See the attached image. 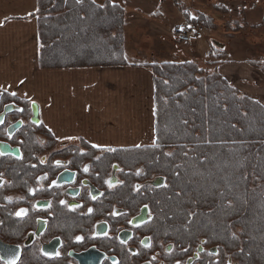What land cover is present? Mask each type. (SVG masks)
Wrapping results in <instances>:
<instances>
[{"label": "trees", "instance_id": "obj_1", "mask_svg": "<svg viewBox=\"0 0 264 264\" xmlns=\"http://www.w3.org/2000/svg\"><path fill=\"white\" fill-rule=\"evenodd\" d=\"M36 13L42 69L128 64L119 3L38 0ZM218 65L148 64L155 145L102 150L107 162L133 172L143 167L130 178H149L152 172L164 179L147 190L152 196L146 200L164 232L195 245L205 239L210 264H228L227 257L264 264V105L241 93ZM220 257L225 261H215Z\"/></svg>", "mask_w": 264, "mask_h": 264}, {"label": "flooded vegetation", "instance_id": "obj_2", "mask_svg": "<svg viewBox=\"0 0 264 264\" xmlns=\"http://www.w3.org/2000/svg\"><path fill=\"white\" fill-rule=\"evenodd\" d=\"M0 121V255L17 254V264L211 263L205 239L195 245L155 224L146 201L155 180L130 178L142 169L107 162V150L84 140L57 137L37 103L1 88ZM22 208L27 214L17 216Z\"/></svg>", "mask_w": 264, "mask_h": 264}, {"label": "crops", "instance_id": "obj_3", "mask_svg": "<svg viewBox=\"0 0 264 264\" xmlns=\"http://www.w3.org/2000/svg\"><path fill=\"white\" fill-rule=\"evenodd\" d=\"M236 1L240 4L235 7L241 10L239 15L245 6L246 21L264 28V7H259L257 0L249 4L246 0L220 3L227 7V3ZM37 9L38 0H0V88L37 103L59 138H77L100 148L154 144V79L152 72L141 65L149 61L141 58L133 62L136 65L42 69ZM166 11L170 13V23L164 36L161 29L159 36L170 39L176 53L187 49L192 60H200L199 53L193 50H198L195 44L191 46L177 38V27L185 24L186 18L181 15L173 19L171 11ZM237 35L227 38L237 40ZM214 42L202 54L204 62L218 61V70L225 79L264 105V75L250 65L264 58V51L256 53L253 49L250 57L236 60L227 43ZM225 52L227 59H223Z\"/></svg>", "mask_w": 264, "mask_h": 264}, {"label": "rangeland", "instance_id": "obj_4", "mask_svg": "<svg viewBox=\"0 0 264 264\" xmlns=\"http://www.w3.org/2000/svg\"><path fill=\"white\" fill-rule=\"evenodd\" d=\"M110 1L119 3L125 10L123 52L124 59L128 62L126 66L130 64L136 65L133 64V62L139 61L141 58H146L147 61H149V64L152 65L170 62L187 63L189 61H193L198 65L204 66L207 62H204L202 54L204 55L207 50H209L210 45L215 44L214 40L227 43L232 58L236 60L250 57L253 49L256 53L258 51H264V28L256 26L252 23L250 24L246 21L244 18V11L246 10L245 6H242V15H239L241 10L239 8H235L237 5H240L237 1L227 3V7L220 3V0H164L165 3L163 4L160 0ZM251 1L252 0H246V3L249 4ZM257 2L259 7H264V0H257ZM160 5L163 8H160ZM166 10L171 11L173 19L177 17L181 18V15H183L186 18L185 22L194 23L199 26V32L195 40L189 44L191 46L195 44L198 47L199 52L197 49L193 50L195 53H199L198 56L200 60H192L193 58L189 57L190 51H187V49H183V51L180 50L179 53H176L175 48L171 45L170 39L166 40L163 37L170 23V13ZM192 17H195V19ZM177 28L179 29L180 26ZM257 28L259 29L256 30ZM160 29L163 32V36H159L158 34ZM240 31L243 33H240ZM237 33V36H239L237 40L231 41L227 38L229 36L236 35ZM234 46L236 49H234ZM217 48L219 47H214V49ZM215 57L218 58V55ZM223 59H227L226 52L223 54ZM255 63H258V65ZM141 65L148 68V63H143ZM250 65L251 67L261 69L262 75H264V58L250 62ZM148 69L152 72L150 68ZM261 83H264V78ZM152 145H155V143ZM142 168V166H138L135 167L134 170L136 172ZM149 178L153 181L155 180V184L153 181L152 183L156 187H160L164 183V179L161 176H156V174L152 172ZM134 190L136 192L138 191L135 188ZM230 261L231 264H239L231 257H227L226 263L229 264ZM159 264L161 263L159 262Z\"/></svg>", "mask_w": 264, "mask_h": 264}, {"label": "snow or ice", "instance_id": "obj_5", "mask_svg": "<svg viewBox=\"0 0 264 264\" xmlns=\"http://www.w3.org/2000/svg\"><path fill=\"white\" fill-rule=\"evenodd\" d=\"M80 2H81V0H77V3H80ZM93 3H95V0H93ZM101 7H103V5H101ZM37 11H38V9H37ZM29 15H31V14H29ZM192 18L195 19V17H192ZM189 27H190V25H189ZM11 95L15 96L16 93L13 92V93H11ZM33 103H34V102H33ZM18 110L21 111V112L24 111V109H18ZM0 123H3V121H0ZM49 131H51V130H49ZM69 139H73V138L69 137ZM93 147H98V146H97V145H93ZM107 150H108V151H115V149H111V148H109V149H107ZM0 155H3V153L0 152ZM169 155H170V153H169ZM42 162H43V161H42ZM56 163H57V165H59V164H60V161H57ZM83 170H84L85 172H87V171H88V167L85 166V168H84ZM137 174H139V172H138ZM40 179H46V176H45V177H41ZM52 183L55 184L56 181H53ZM106 183H108L109 187H112V186H113L110 180H109V181H106ZM29 191H30V192H34L35 190H34V189H30ZM9 199H10V198H9ZM92 199H96V197L93 196ZM60 203H61V204H64L65 201H60ZM72 207L75 208V207H77V205H73ZM144 207L147 208L148 206L145 205ZM88 211L91 213V212L93 211V209L89 208ZM27 212H28V209H23V208H22V209H20L19 211L16 212V215H17V216H23V215H26ZM114 214H115V213H114ZM76 239H77V241H80V240H83L84 238L78 236V237H76ZM141 243H143V241H141ZM149 246H150V245H149ZM185 251H187V250L185 249ZM58 254H59V253H57V255H58ZM18 259H19V257H18V255L15 254V253H8V254H7V257L4 256V255H0V260L4 261V264H17V260H18ZM153 259H154V258H153ZM114 264H115V262H114ZM177 264H180V262L178 261ZM229 264H230V262H229Z\"/></svg>", "mask_w": 264, "mask_h": 264}, {"label": "built area", "instance_id": "obj_6", "mask_svg": "<svg viewBox=\"0 0 264 264\" xmlns=\"http://www.w3.org/2000/svg\"><path fill=\"white\" fill-rule=\"evenodd\" d=\"M190 25V27H189ZM199 32V26L194 23H185L177 30L176 35L179 41L184 43L193 42Z\"/></svg>", "mask_w": 264, "mask_h": 264}, {"label": "water", "instance_id": "obj_7", "mask_svg": "<svg viewBox=\"0 0 264 264\" xmlns=\"http://www.w3.org/2000/svg\"><path fill=\"white\" fill-rule=\"evenodd\" d=\"M145 211V210H144ZM136 222V221H135Z\"/></svg>", "mask_w": 264, "mask_h": 264}]
</instances>
